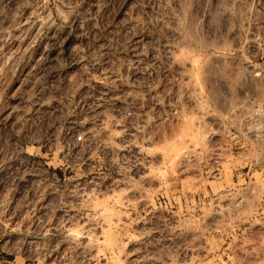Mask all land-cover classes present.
<instances>
[{
    "label": "rangeland",
    "instance_id": "rangeland-1",
    "mask_svg": "<svg viewBox=\"0 0 264 264\" xmlns=\"http://www.w3.org/2000/svg\"><path fill=\"white\" fill-rule=\"evenodd\" d=\"M0 264H264V0H0Z\"/></svg>",
    "mask_w": 264,
    "mask_h": 264
},
{
    "label": "bare ground",
    "instance_id": "bare-ground-1",
    "mask_svg": "<svg viewBox=\"0 0 264 264\" xmlns=\"http://www.w3.org/2000/svg\"><path fill=\"white\" fill-rule=\"evenodd\" d=\"M104 213V212H103Z\"/></svg>",
    "mask_w": 264,
    "mask_h": 264
}]
</instances>
